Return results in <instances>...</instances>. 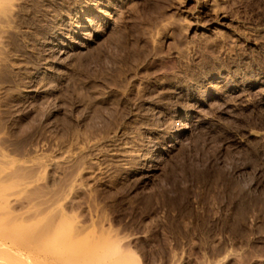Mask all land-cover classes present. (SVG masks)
<instances>
[{"label": "rangeland", "instance_id": "1", "mask_svg": "<svg viewBox=\"0 0 264 264\" xmlns=\"http://www.w3.org/2000/svg\"><path fill=\"white\" fill-rule=\"evenodd\" d=\"M13 2L0 23L10 209L62 215L68 241L106 236L138 264H264V0ZM80 11L84 29L66 34Z\"/></svg>", "mask_w": 264, "mask_h": 264}, {"label": "bare ground", "instance_id": "2", "mask_svg": "<svg viewBox=\"0 0 264 264\" xmlns=\"http://www.w3.org/2000/svg\"><path fill=\"white\" fill-rule=\"evenodd\" d=\"M16 2H18V1H16ZM13 4H14L13 0H0V23H2V21H6V23L9 22V20H7V18L12 17L11 14L14 10ZM16 7H18V6H16ZM18 11H19V9H18ZM15 12H17V11L15 10ZM83 13H84V11H80L79 17L75 21L77 23L76 25H74L73 23L65 24V27L67 28V30L65 29L64 31L66 32V34L76 35L77 33L79 34V31L81 32L84 29V27L81 24V17L83 15ZM99 13L102 16H108V12L105 13V12L101 11ZM17 18H19V17H17ZM15 21H16V19H15ZM9 24H12V23H9ZM114 25H113V27H114ZM12 26H14V25H12ZM4 27H7V26H4ZM10 33L12 34V32H10ZM0 35H1V33H0ZM60 35L62 36L63 34L60 32ZM9 43H11V42L9 41ZM57 45L61 46L60 43H58ZM52 56H54V55H52ZM205 75H206V73H205ZM231 91H233V90H231ZM206 93L210 94V92L208 90H206ZM197 111H198V109H197ZM179 124H180L179 121L176 122L174 129L168 130L166 132L165 136L170 138V144H168V146H167L168 148H172L175 144H178V140L182 134L181 125H179ZM2 170L4 171L3 168H2ZM2 170H0V172ZM2 174L3 173L1 172L0 175H2ZM5 176L7 178V176H9V175H5ZM9 179H10V177H9ZM3 180L2 181L0 180L2 182V184L5 181V180L4 181ZM6 181H8V179H6ZM7 183H6V185L8 186ZM13 183L14 182H12V184H11L12 187L9 185L8 188L15 187L14 186L15 184L13 185ZM2 184H0V185H2ZM4 185H3V187L6 188V185L5 186ZM3 190L2 189L0 190V191H2L1 192L2 194H3V192L4 193L7 192L5 189H3ZM0 196H1V198H0V264H138L139 263L136 261V258L133 257V255L131 256L130 254H128L124 250V248L123 249H122V247L120 248V246L117 244V242L115 240L108 239L109 237L105 238L106 236L102 237V235H100V237H99V235H98L97 237L94 236L95 238H93V239H89L92 236L89 238H82L79 241H76L75 244H73L71 241H74V240H72L70 238L71 241H70V239L68 241L61 234L65 225L63 224V221L59 222V220H62V218H65L64 216H62V215L56 216L58 218L60 217L58 219L57 223H55V222L53 223V221H49V223H48V222H45L46 220L45 221L43 220V218L45 219V217L42 218L41 214L46 213L47 211L46 212L43 211V213H40L41 216L38 215L39 214L38 212H37V214L35 212L36 215H33L34 214L33 213L32 214L33 216L28 215L29 217H26V216H24L25 215L24 214L23 215L24 217H23L22 216L23 213L19 214L21 211H19V213H18V212H16V210L14 212L13 211L14 209L11 210L12 208L10 206H12V203H14V201H12V203H11L9 201V198H6V197L4 198V196H2L1 194H0ZM29 202L30 201H28L26 203H29ZM32 203H35V202L32 201ZM43 203H45V202H43ZM43 203L41 202V204H43ZM30 204H31V202H30ZM43 205H41L40 207H42ZM15 206H17V205H15ZM28 207H31V206L28 204ZM28 207H26V208H28ZM35 207H37L36 204H35ZM24 208L25 207H23V209ZM33 208H34V205H33ZM18 209H20V208H18ZM31 209H32V207H31ZM28 210H30V208H28ZM38 210H39V212L41 211L40 209H38ZM44 210H47V209H44ZM49 211H50V209H49ZM50 212L53 213L52 211H50ZM47 213H49V212H47ZM59 213H61V212H59ZM44 215H46V214H44ZM46 217H48L47 219L51 218L49 216H46ZM53 218L51 220H54ZM64 221H66V219ZM46 223H48V224H46ZM86 239H88L89 241ZM49 242L54 243L55 247L52 250L47 249ZM68 249H70V250H68Z\"/></svg>", "mask_w": 264, "mask_h": 264}]
</instances>
